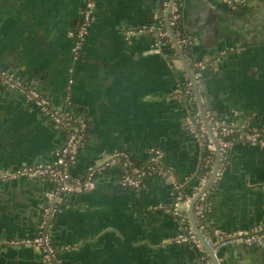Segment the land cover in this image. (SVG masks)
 <instances>
[{
    "label": "crops",
    "instance_id": "obj_1",
    "mask_svg": "<svg viewBox=\"0 0 264 264\" xmlns=\"http://www.w3.org/2000/svg\"><path fill=\"white\" fill-rule=\"evenodd\" d=\"M173 2L181 7L190 50L181 47L191 70L199 60L208 64L197 91L202 120L201 100L205 113L221 120L263 125L264 0ZM173 2L96 0V17L82 53L74 57L70 31L81 21L84 0H0L3 65L55 105L69 100L71 111L88 121L76 173L84 175L91 163L120 149L142 162L151 146L162 149L174 171L166 179L150 177L136 189L123 186L122 169L113 167L98 175L94 189L65 196L51 227L65 264H206L204 253L213 262L207 249L173 240L182 220L171 210L172 182L192 177L207 151L187 129L193 110L177 90L191 75L172 36L171 43L164 40V53L151 49L157 27L165 23L168 29ZM4 91L9 92L0 96V168L53 160L64 143L63 130L23 91ZM216 159L217 149L214 166ZM16 180L29 182L30 200L0 219V264H43L37 248L5 240L39 230L50 182L31 176ZM207 193L213 225L231 230L258 224L264 219V151L241 142L222 150ZM180 208L188 210L193 224L186 203ZM219 255L222 264H264V243L230 244Z\"/></svg>",
    "mask_w": 264,
    "mask_h": 264
},
{
    "label": "built area",
    "instance_id": "obj_2",
    "mask_svg": "<svg viewBox=\"0 0 264 264\" xmlns=\"http://www.w3.org/2000/svg\"><path fill=\"white\" fill-rule=\"evenodd\" d=\"M181 15L179 5L176 2L170 4L169 17L172 27L175 24H179ZM95 17L96 0H84L81 21L76 29L70 31V35L74 37V57H79L82 53L90 25ZM159 19L162 23L161 18ZM154 28V25H151L148 29L154 30ZM167 36H170V31L167 28L157 27L155 41L151 49L157 53H164L163 45L166 40L164 41L162 37ZM167 40H170V43L172 42L171 38ZM178 41L180 45H186L189 43V38L188 36H182L178 38ZM175 54L178 53L175 52ZM207 65L205 60L196 62L197 69L193 72V75L198 84L202 80L203 70ZM0 86L23 91L25 96L33 101L44 115L51 119L58 128L63 130L65 135L64 143L57 150L53 160L39 161L18 168H0V181L31 176L41 179L45 178L50 182L49 188L45 192V202L39 222V230L30 236L5 240L37 248L41 252L43 264H65L57 251L51 231L53 221L61 208L65 196L80 194L94 189L98 175L113 167L122 169L120 183L123 186L136 189L142 187L150 177L159 176L166 179L173 176V168L165 163L163 151L157 146L149 147V156L145 163H137L127 151L120 149L102 160L91 163L84 175L76 173L73 170V165L79 158L81 146L86 138L88 121L71 111L69 100L65 101L63 106L55 105L40 89L26 85L22 79L9 71L1 60ZM185 95H188L191 101L197 100L194 80L192 78H187L186 86H180L177 90L179 99H184ZM200 113L199 110L189 112L187 129L199 137L205 145L207 151L204 155L203 164L209 167V169L200 177L196 190L190 194H186L182 199V194H180L182 184L177 180H173L172 191L174 193L175 190H178L179 196L178 199L172 202L171 210L180 216L182 220V226L174 235L173 240L178 243H186L202 252L205 251L206 244L212 249L215 257L220 262L219 250L223 246L235 243L247 245L263 244L264 219L248 228L227 230L224 227L213 225L208 216V193L207 190H204L200 193L194 204V213L198 219L199 229L204 237L203 241L189 219L188 210L182 211L180 205L184 202L187 205V209H189L195 195L209 180L214 169V158L217 148L214 137H216L221 150H225L241 142L256 146L264 151V124L260 126H246L234 119L221 120L214 113L208 111L206 115L207 117L209 116L212 122L211 133L206 123L200 117ZM202 255L206 264H214L207 253Z\"/></svg>",
    "mask_w": 264,
    "mask_h": 264
},
{
    "label": "water",
    "instance_id": "obj_3",
    "mask_svg": "<svg viewBox=\"0 0 264 264\" xmlns=\"http://www.w3.org/2000/svg\"><path fill=\"white\" fill-rule=\"evenodd\" d=\"M173 1L174 0H172V2ZM169 10H168L167 15H166V21H167L168 29L170 31V35L173 38V41L175 43V46H176L178 52L180 53V55L184 59L186 65H187V68L189 69L191 78L194 80V87L196 89V94H197V91L199 90V86H201V85H199L195 81L193 71L191 70V65L188 63L186 56L184 54V51H183V49H182V47L178 41V38L175 35L173 27L170 24V17H169L170 11ZM4 90H9V89L0 86V96L3 95L2 94L3 92H5V93L9 92V91H4ZM200 100H201V98L199 97V101ZM200 106H201V110H202V115L204 117V122L206 123L209 131L212 133V129H211L212 124L209 123V121L207 120L202 100L200 101ZM214 140L216 142V147H217L216 148L217 149V159H216V163H215L213 172H212L209 180L203 186V188L195 195V197H194V199H193V201L189 207V212H190V216H191L192 222L194 224V227L197 230L199 236L201 237V239L203 241H204V237H203L201 230L199 229L198 223L196 221L195 213H194V204L197 201L200 193L203 192L204 190H208L209 186L215 180L216 175L218 174L219 169H220L222 150H221L219 143L217 142L216 137H214ZM16 179H18V178L0 181V198L2 197V199H0V219L4 218L6 215H8L12 211L20 212L23 209V203L25 204L26 202H28L30 200L29 182L24 181V180H16ZM14 180H16L17 182ZM11 181H14V182H11ZM1 192H2V194H1ZM243 245H245V244H243ZM205 246H206V249L209 251L210 255L212 256L214 264H222V262L220 263L217 260L212 249L206 244H205Z\"/></svg>",
    "mask_w": 264,
    "mask_h": 264
},
{
    "label": "trees",
    "instance_id": "obj_4",
    "mask_svg": "<svg viewBox=\"0 0 264 264\" xmlns=\"http://www.w3.org/2000/svg\"><path fill=\"white\" fill-rule=\"evenodd\" d=\"M177 4L179 5V10L181 11L180 4L179 3H177ZM157 24H159V22H157ZM163 26H164L163 28H166L165 23L163 24ZM160 27H162V25H160ZM173 29H174V32L178 38H180L182 36L183 37L187 36L186 33L184 32L182 26L180 25V21H179V24L173 25ZM168 38H170V36L162 37L163 40H166ZM186 45H188V44H186ZM186 45H183V49L185 50V52L190 50V49H188V47ZM182 86L185 87L186 83H184ZM184 101L186 102V104L189 106V108L191 110L194 111V110L199 109L198 105H197V100L191 101L188 95L184 96ZM136 162L137 163H142V162L145 163L146 160H144L142 162H138V161H136ZM203 163H204V157L202 158L201 162L199 163L198 170L195 172V174L192 177H190L188 180L181 182V184H182L181 193H180V194H182L181 199L184 198L186 194H190L196 190V186L198 185L200 177L209 169V167L204 166ZM209 166H211V165H209ZM178 196H179L178 190H175L173 193V200L175 201L176 199H178Z\"/></svg>",
    "mask_w": 264,
    "mask_h": 264
}]
</instances>
